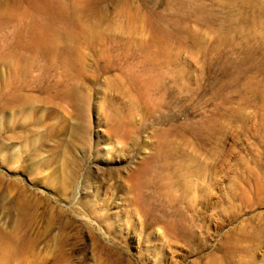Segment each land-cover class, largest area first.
<instances>
[{
	"label": "rangeland",
	"instance_id": "374dc122",
	"mask_svg": "<svg viewBox=\"0 0 264 264\" xmlns=\"http://www.w3.org/2000/svg\"><path fill=\"white\" fill-rule=\"evenodd\" d=\"M76 4L0 9V264H264V0Z\"/></svg>",
	"mask_w": 264,
	"mask_h": 264
},
{
	"label": "bare ground",
	"instance_id": "6f19581e",
	"mask_svg": "<svg viewBox=\"0 0 264 264\" xmlns=\"http://www.w3.org/2000/svg\"><path fill=\"white\" fill-rule=\"evenodd\" d=\"M23 2L24 4H21ZM77 7L76 0L70 2V0H0V9L3 11H24L31 14L29 20L27 21L29 24H62L66 25L68 23H73V19L75 16V8ZM47 9L55 10L57 13V17L54 19H45L43 13ZM73 9V10H71ZM1 23L8 22V16L4 18H0ZM86 27L87 24L82 26V29ZM86 31V30H85ZM84 31V32H85ZM147 83V82H146ZM14 245L12 236H4L0 240V253L1 255H6L7 250L11 249Z\"/></svg>",
	"mask_w": 264,
	"mask_h": 264
}]
</instances>
